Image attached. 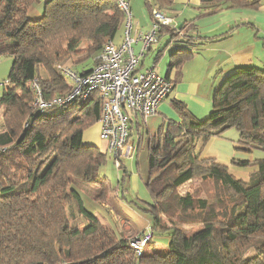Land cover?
I'll return each mask as SVG.
<instances>
[{"label": "trees", "instance_id": "obj_1", "mask_svg": "<svg viewBox=\"0 0 264 264\" xmlns=\"http://www.w3.org/2000/svg\"><path fill=\"white\" fill-rule=\"evenodd\" d=\"M175 1L144 4L151 18L153 7L170 10ZM198 1L197 15L188 20L191 27L198 16L257 8L261 2ZM35 2L0 0V58L12 59L0 92V264H264V68L238 66L225 75L204 119L172 100L178 120L168 119L148 143L145 186L151 201L146 210L152 218L150 235L137 254L131 246L137 236H121L102 224L82 197L83 184L102 182L99 167L106 154L83 140L84 130L99 119L101 97L92 93L85 100L39 109L30 87L36 80L45 101L66 95L72 83L57 66L82 52L78 62L90 57L92 64L73 70L89 72L103 45L119 33L123 14L116 0H45L43 14L31 17ZM167 31L175 44L183 43L170 25L161 26L158 36ZM81 44L86 47L78 49ZM185 51H174L168 71L180 69ZM53 107L61 110L51 113ZM230 127L239 132V144L260 153L251 161L255 169L248 180L199 154V147ZM196 176L208 177L224 195L216 192L210 202L177 191ZM96 194V200L105 198L104 190ZM76 213L86 221L83 227L71 223ZM183 225L196 227L187 232ZM159 236L168 238L163 252L153 244Z\"/></svg>", "mask_w": 264, "mask_h": 264}, {"label": "crops", "instance_id": "obj_2", "mask_svg": "<svg viewBox=\"0 0 264 264\" xmlns=\"http://www.w3.org/2000/svg\"><path fill=\"white\" fill-rule=\"evenodd\" d=\"M129 3L131 6L133 0H129ZM198 6V0H176L171 11L176 12L180 10V15L182 16V20H184L182 21L179 18L176 19L174 16V18L169 16L171 18L170 26L181 36L179 39H182L183 43L178 42L174 44L175 38H172L171 34L170 36L164 35L166 36L164 38V47L159 48L161 39L159 40L158 36L159 43L157 41V45L154 44L149 47L141 57L138 69L141 70L140 67L145 66V70L149 68V66H146L147 58L156 50L155 57L153 58L151 55L149 58V63L153 62L152 65L157 63L160 56L163 58V63L168 60L172 61L177 57L173 54L176 49L182 48L189 50L183 52L187 58L183 61L180 69L173 67L168 71V66H166V72L162 67L158 69L159 71L157 70L160 75L169 77L173 82V88L169 95L159 104L156 113L147 117L145 120L143 119L142 123L138 116L131 115V132L135 130L138 134L135 152L139 148L138 141L140 142L144 131L145 133H150L152 129L154 130L157 127L154 130L155 132L150 135L154 137L158 129L164 126L168 119L178 120L172 103L173 99L183 102L188 111L197 119H204L212 110L215 91L225 75L231 73L238 66H258L264 68V0H261L257 8H229L219 10L213 14L198 16L191 23V27L188 24V20L197 15ZM144 11L150 17L149 11L145 8V4ZM165 13L168 15L167 12ZM136 18L139 24L140 22L144 23L143 19H140L139 16H136ZM148 28L149 26L147 24ZM185 29L188 31L186 36L183 35ZM117 35L113 39L115 42H119L121 39V36L117 39ZM187 36L191 39L190 41H188ZM191 36L195 38L192 39ZM135 44L137 46L135 52L137 53L140 49V43ZM11 64L12 59L10 57L0 58V92L2 84L10 71ZM95 126L98 129L97 123H95ZM216 136L211 137L209 140L214 137L222 140L218 135ZM238 139L239 132L238 137H235L234 133H230L229 140L237 153L236 151H232L231 143L228 141L224 142L225 146L223 151L213 150V152L203 154L202 149L207 143L199 147L198 150L201 157L213 158L217 163L227 166L229 172L237 178L248 180L250 173L255 169L251 159L253 160L259 157L260 153L242 146L239 144ZM248 155H251L252 158H249ZM239 160H249L250 164L240 166L237 163ZM88 199L90 200L89 197ZM103 207L106 208L105 205ZM89 211L95 214L102 224L109 226L98 213L92 210ZM109 212L114 220L118 219L119 216L117 217V215L119 214L115 212L114 208H109ZM148 218L151 225V218ZM122 230L120 229L121 232L119 231L117 233L124 237H132L137 235L141 228L140 225H135L134 228L131 226L128 232L122 233Z\"/></svg>", "mask_w": 264, "mask_h": 264}, {"label": "built area", "instance_id": "obj_3", "mask_svg": "<svg viewBox=\"0 0 264 264\" xmlns=\"http://www.w3.org/2000/svg\"><path fill=\"white\" fill-rule=\"evenodd\" d=\"M123 14V33L119 42L108 40L97 56V63L84 75H78L71 67L58 65L59 72L72 83V89L64 96L45 101L36 80L30 82L36 93L34 104L44 109L53 104H63L73 98L85 100L92 93L102 99L97 121L99 138L104 141L106 152L113 157L115 165L122 167V159L132 157L137 143L131 136V115L144 120L156 113L159 104L169 95L173 85L155 70V64L139 70L141 57L158 41L161 26L171 24V18L157 8L151 11L149 28L141 30L134 18L129 0H116ZM140 43L138 53L133 45ZM150 233V232H149ZM150 234L131 241L140 254Z\"/></svg>", "mask_w": 264, "mask_h": 264}, {"label": "rangeland", "instance_id": "obj_4", "mask_svg": "<svg viewBox=\"0 0 264 264\" xmlns=\"http://www.w3.org/2000/svg\"><path fill=\"white\" fill-rule=\"evenodd\" d=\"M150 1L153 4L155 2V0H150ZM44 2L45 0H36L34 7L29 9L28 14L31 17L41 16L43 14ZM131 10H132V13L135 19H137L136 16H139L140 19H143L144 23L140 22L141 30L143 31L147 30V24L148 26L150 25L151 19L150 17L146 15L144 11V0H133V3H131ZM161 11L163 13L167 12L168 16H171L172 18L175 17L176 19L179 18L180 20H182V16L180 15L181 14L180 10L176 12L171 11V9L161 10ZM136 12H139V13H136ZM142 14H143V17H142ZM122 33H123V25L121 26L119 30L117 39L119 38V36H121V39H122ZM164 35L170 36V33L165 32V33L160 34L159 40L161 39V42L159 44V48L164 47V43H165L164 38L166 37ZM85 45L81 44L78 47V49H84L86 47ZM133 48L135 51L137 48L136 44H134ZM156 53H157V50L151 54L153 58L155 57ZM168 55H169V52H168ZM150 56L147 58V61H146V66H149V67L153 63V62L149 63ZM83 57H84V53L80 52L77 54V56L74 55L68 60L63 61L60 64H66L72 67V69L76 70L77 72H81L83 69L90 67L92 64V60L90 57H87L83 62L79 63L78 61ZM169 62L170 60L163 63V58L162 56H160L157 63H155L156 65L155 70L157 71L159 68L162 67L163 70L165 71L166 66H168L167 63ZM140 68L141 70H144L145 66L140 67ZM65 79L68 82L69 79L68 78H65ZM49 110L51 111V113H56L60 111L61 108L53 107V108H50ZM139 119H140V122L142 123L143 118L139 116ZM1 126L2 124H1V119H0V130H1ZM156 129L157 127L154 130ZM154 130L152 129L151 130L152 132L150 133H145L144 131L142 134L140 145H139L137 152H135L132 157L122 159V163H123L122 167L125 166L124 170H126L127 176H124L122 167L118 168L114 163L113 157L110 156L106 152L105 143L99 138L98 129H96L95 124L86 128L83 132V140L85 142L89 144H92V143L95 144V146H97L100 151L106 154L105 162L99 167V175L101 176L100 179L102 182H100L99 184L93 185V187L83 184V187H84L83 190H86L82 192L84 204L88 210H92L93 212L98 213L101 216V218L105 221V223L109 225L116 232H119L120 229L121 230L123 229L122 233L128 232V229L131 226L134 228L135 225H140V228L142 230V231L140 230L139 232L140 234H142V232L144 231L147 233L148 229H150V220L148 217L152 218V215L146 209H148L147 203L151 201V198L149 196V192L147 188L145 187V181L148 178V172H149L148 143L150 141V138H153L150 135H152L155 132ZM230 133H234V136L238 137V131L236 130V128L230 127L224 130L223 132H221L220 135H218V137H220V139L222 140H219V138H216L217 136L209 140L207 144L205 145V147L202 149V153L205 154L207 152H213V150L223 151L224 146H225L224 142H227V141L230 142L229 140ZM130 138L136 143L138 134L135 130L131 132ZM231 149L233 152L236 151L232 143H231ZM248 156L249 158H252L251 155H248ZM253 160L251 159V161ZM220 188L221 187L219 188L216 187L215 184L210 179H208V177L196 176L195 178L188 180L187 182L181 184L177 188V191L180 194L189 192V193H192L193 195L198 196L199 198H204L212 202L213 199L215 198L214 194L216 192H219L220 196L224 195L225 193L224 189L222 188L220 189ZM103 190L105 191V194H104L105 198L101 201L94 199L95 195H97L96 193H98V191L100 192ZM88 197L90 198V200L88 199ZM103 205H105L106 208H104ZM109 208L111 209L114 208L115 212H118L119 214L117 215V217L119 216L121 219L118 217V219L114 220L110 215ZM70 221L71 223L76 224L79 227H83L84 224L86 223V221L78 214L76 215V218L74 220H70ZM164 221L167 224L171 223L166 219ZM195 227L196 226L194 225H183L182 226V228L186 230L187 232L195 229ZM166 238H167L166 236H159L158 238L155 237V239L153 240L154 247L161 252L165 251L168 247V238L167 239ZM151 248H153V246L146 247V249H151Z\"/></svg>", "mask_w": 264, "mask_h": 264}]
</instances>
